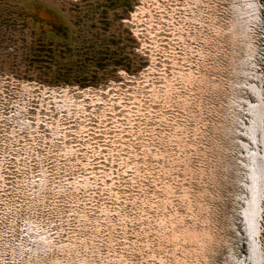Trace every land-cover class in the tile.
I'll list each match as a JSON object with an SVG mask.
<instances>
[{
    "label": "rangeland",
    "instance_id": "374dc122",
    "mask_svg": "<svg viewBox=\"0 0 264 264\" xmlns=\"http://www.w3.org/2000/svg\"><path fill=\"white\" fill-rule=\"evenodd\" d=\"M256 262L264 0H0V264Z\"/></svg>",
    "mask_w": 264,
    "mask_h": 264
},
{
    "label": "bare ground",
    "instance_id": "6f19581e",
    "mask_svg": "<svg viewBox=\"0 0 264 264\" xmlns=\"http://www.w3.org/2000/svg\"><path fill=\"white\" fill-rule=\"evenodd\" d=\"M257 200H258V196L255 197V205L257 204ZM258 257H259L258 252L255 250V261H258Z\"/></svg>",
    "mask_w": 264,
    "mask_h": 264
}]
</instances>
